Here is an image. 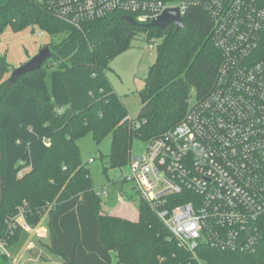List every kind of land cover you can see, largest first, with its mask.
Returning <instances> with one entry per match:
<instances>
[{
  "label": "trees",
  "instance_id": "trees-1",
  "mask_svg": "<svg viewBox=\"0 0 264 264\" xmlns=\"http://www.w3.org/2000/svg\"><path fill=\"white\" fill-rule=\"evenodd\" d=\"M124 15L73 26L45 0H0V37L7 27H37L51 37L43 67L13 84L6 80L0 90V242L26 236L20 225L11 224L18 211L36 224L42 217L30 214L37 205L54 201L48 216L51 248L66 264H113L112 251L118 264H264V223L251 251L204 243L195 257L145 199L139 198L136 222L102 211L100 191L92 188L80 161L78 138L93 133L100 143L110 135V154L102 157L123 167L136 140L147 143L183 121L189 99L211 90L222 61L210 20L200 9L183 18V29L132 26ZM138 33L146 41L156 36L160 44L140 89L141 111L131 119L108 71ZM9 262L0 255V264Z\"/></svg>",
  "mask_w": 264,
  "mask_h": 264
},
{
  "label": "built area",
  "instance_id": "built-area-1",
  "mask_svg": "<svg viewBox=\"0 0 264 264\" xmlns=\"http://www.w3.org/2000/svg\"><path fill=\"white\" fill-rule=\"evenodd\" d=\"M45 1L73 26L120 12L148 25L167 9L182 20L193 9L207 14L222 56L215 82L191 96L181 123L145 143L142 154L132 151L126 178L195 257L204 243L255 249L264 223V0ZM146 42L151 51L160 38ZM11 224L32 231L23 210Z\"/></svg>",
  "mask_w": 264,
  "mask_h": 264
},
{
  "label": "rangeland",
  "instance_id": "rangeland-1",
  "mask_svg": "<svg viewBox=\"0 0 264 264\" xmlns=\"http://www.w3.org/2000/svg\"><path fill=\"white\" fill-rule=\"evenodd\" d=\"M145 37L146 35L143 33L136 34L132 42L133 47L114 57L111 69L108 71L113 87L123 98L131 119H136L141 111L140 89L145 85L149 67L156 61V48L148 51ZM50 41V35L37 27L34 30L27 27L22 31H14L7 27L0 37V55L2 56L0 61V90L3 83L9 79L14 68L27 63ZM111 145L112 138L110 135L100 143H97L93 133L79 137L80 161L88 169L92 188L103 192L100 196V199L103 200L102 211L110 214L113 213L111 211L125 207L127 203L124 210H120L123 213L119 211V216L122 215V218L126 217L136 222L140 218L138 211L140 199L135 191V184L126 178L130 174L129 164L123 167H112L109 163H105L108 159L102 157L110 154ZM144 148L145 143L136 140L133 152L136 155L142 154ZM68 181L72 183L74 180ZM106 192L107 194H105ZM53 202L47 201V203L43 202L37 205L38 207L35 206L37 209H35V213L33 211L30 214L31 218L35 219L34 216L37 214L42 218L36 224L29 221L32 231L25 230L26 236L19 234L13 240L9 236L6 239V244L3 241L0 242V255L6 254L10 260L9 264H66L59 255L53 252L50 232H47V237H42L38 233L41 226L48 231L49 210L53 206ZM18 215L19 211L13 217L17 219ZM112 259L113 264H118L115 251H112Z\"/></svg>",
  "mask_w": 264,
  "mask_h": 264
},
{
  "label": "water",
  "instance_id": "water-1",
  "mask_svg": "<svg viewBox=\"0 0 264 264\" xmlns=\"http://www.w3.org/2000/svg\"><path fill=\"white\" fill-rule=\"evenodd\" d=\"M126 22L129 25H136L137 22L130 16L124 15ZM168 24H174L177 29H183L185 24L180 17L179 13L175 9H167L163 15L159 18L151 21L150 25H155L160 28L166 27ZM132 35V33H131ZM51 55V48L45 45L36 55L32 56L27 63L14 68L9 79H7V84H13L17 82L20 76L27 74L28 72H33L39 70L43 67L44 61ZM1 56V55H0Z\"/></svg>",
  "mask_w": 264,
  "mask_h": 264
},
{
  "label": "crops",
  "instance_id": "crops-1",
  "mask_svg": "<svg viewBox=\"0 0 264 264\" xmlns=\"http://www.w3.org/2000/svg\"><path fill=\"white\" fill-rule=\"evenodd\" d=\"M126 205H127V203L125 204V207H126ZM125 207H123V208H121V209H117V210L111 211V212H113V213H111V214H114V213H115V215H116V214L119 215V211H120V210H124ZM104 208H106V207H104ZM106 209H107V208H106ZM107 210H108V209H107ZM120 212L123 213L122 211H120ZM120 216H122V215H120ZM124 216H125V215H124ZM122 217H123V216H122Z\"/></svg>",
  "mask_w": 264,
  "mask_h": 264
}]
</instances>
